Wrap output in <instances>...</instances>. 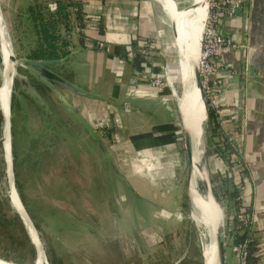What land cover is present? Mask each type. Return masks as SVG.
<instances>
[{
	"label": "rangeland",
	"instance_id": "obj_1",
	"mask_svg": "<svg viewBox=\"0 0 264 264\" xmlns=\"http://www.w3.org/2000/svg\"><path fill=\"white\" fill-rule=\"evenodd\" d=\"M53 2L54 0L49 1L47 5L42 0L40 3L34 2L30 9L27 7L29 5L27 0H2L6 29L14 51L19 57H27L30 54L40 55L43 52L57 50L56 53L65 58L67 54L63 55L64 52L72 51L76 46L77 40L73 39L76 35L73 29H69L70 21L72 22V19L75 18L74 3H69L68 6L73 15L58 17L59 8L56 9ZM45 7L48 9L46 10ZM51 7L54 8L55 16L51 15ZM178 10L180 15H183L191 9L184 7ZM88 33L91 35L90 32ZM140 45L142 44L140 43ZM145 51L147 52V50ZM164 58L165 64L161 66H164V70H167L168 67V74L172 75L173 86L180 91L182 84L178 63H171L166 53ZM168 64L169 66H167ZM107 76L113 77L111 73H108ZM15 77L20 78L22 75L17 73ZM148 77V82L151 84L150 75ZM2 81L4 82L0 53V86L3 84ZM127 83L128 81L125 82V85ZM16 86L18 85L15 83V88ZM167 87H169L168 83ZM137 88L136 86L134 88L127 87L125 91L127 89L128 92H132ZM61 91H63L65 99L101 135L123 178L113 176L111 166L91 137L82 127H80L81 130L79 129V124H76V120L70 116L71 114L64 110V105L55 95L58 110L67 114L64 121L74 127L73 129L65 128L61 132L62 138L56 139L57 143L54 139L47 143L42 142L40 136L41 133H44L45 123L43 124L39 119L40 116L37 115L38 109L35 105H30L31 110L35 113L29 109L27 115L23 117L18 113L17 104L13 116V129L11 128L12 174L17 192L20 197L22 195L24 198L25 208L37 226L48 264H195V262L204 264L202 238L194 220L195 211L192 202L190 208L187 209L184 207L183 198L181 200L174 199V205L181 202L183 204L181 208L184 207L183 209L188 212V221L195 224L191 233L193 240L191 238L190 248L188 247L185 253L184 250L188 244L186 225H184L185 229L180 233L179 238V234L173 233L169 236L168 233H163L161 228L165 224H160L158 221V219L169 221V218H166L169 215V193L160 187L162 183L159 186L160 181L165 179V189L169 192L174 190L175 195L179 197L177 193H183V188L188 187L189 178L188 166L186 160L183 159L185 150L181 134V117L172 87L174 118L170 123L174 124L173 130L177 145L174 148L176 150H173L175 152L173 157L179 159V164L174 169L171 183L169 182V173L166 175L161 173L159 179H156L154 174L148 170L147 172L153 179L152 185L156 189L154 192L159 194L153 193V197H147L142 201L133 196L125 185L128 182L133 188L132 183L135 184L137 181L134 177L135 172L130 171L131 168L133 169V161L138 160L135 167L137 171L146 170V161L149 162L147 168L154 169L156 166L152 161L157 153L163 152V150H166L164 151L166 153L172 147L169 143L155 147L142 143L138 145L133 135L146 132L154 134L157 131L153 125L166 124L163 120L168 117L161 110L158 111L160 108L144 106L143 109H147L145 111L125 113L119 111L118 108L117 112L112 105L109 107L105 105L104 113H107L108 117L97 116L91 121L88 112H86L88 110L84 111V104L87 103L88 98L77 97L64 90ZM15 92L13 91V93ZM153 93L157 97L159 96L158 92ZM121 94V100L129 98L127 97L129 93ZM160 98L161 96L158 97V99ZM18 101H20L19 98ZM1 117V206H5L9 210L10 216L17 217L19 225L14 239L7 232L0 233V255L17 262H24L23 264H41L28 229L10 201L7 174L9 166H7L3 145L5 119L0 110ZM20 117L22 118L20 119ZM9 120L11 121V110ZM167 123H169V118ZM166 136L169 139V131ZM208 136L207 134L205 136V147L208 145ZM40 141L42 144L41 147H38ZM139 141L141 140L139 139ZM45 145L47 150L43 148ZM205 152L206 159L207 155L210 156L207 147ZM211 174L218 183L220 175L218 169L211 170ZM233 182L235 183V179ZM143 183L147 185V183ZM196 184L201 190L198 180H196ZM136 187L140 186L136 185ZM218 190L220 191L219 188ZM225 203L227 211H230L228 202L225 201ZM135 206L137 212L141 209L143 216L137 215ZM141 217L146 218L140 220ZM229 251L230 249L227 252Z\"/></svg>",
	"mask_w": 264,
	"mask_h": 264
},
{
	"label": "crops",
	"instance_id": "obj_2",
	"mask_svg": "<svg viewBox=\"0 0 264 264\" xmlns=\"http://www.w3.org/2000/svg\"><path fill=\"white\" fill-rule=\"evenodd\" d=\"M27 1L29 3L27 7L31 9L34 2L40 3L41 0ZM42 1L47 5L49 1L53 0ZM171 1L176 2L178 9L186 8L194 2V0ZM76 3L80 5L83 13L89 16V19L90 17L98 18V22L91 27L90 32L91 35L99 39V42L97 46H81V39L75 30L76 19L73 18V32L76 35L73 39L76 38L77 40L76 46L73 47L72 51L70 50L71 52L65 58L61 59V64L55 66L58 67L59 73L69 80L104 97L103 99L82 97L88 98L87 103H83L85 106L83 107L84 111H86L85 109L88 110L86 112L89 114V119L92 121L97 116L108 117V114L104 113L105 105L108 107L112 105L116 111L118 108L119 111L125 113L145 111L147 109H143L144 106L160 108L158 111L161 110L169 118V123H167L168 118H165L163 121L166 124H154L153 127L156 128L157 132L153 134V137L158 138L166 135L168 131L164 127L168 124L174 127V124L170 123L174 118V105L171 106L170 104L169 108L165 107L163 101L158 99L161 94L157 97L153 93H157V90L148 82V76L156 74L160 70V66L165 64V53L171 63L175 64L179 61L176 29L174 19L170 16V10L168 11L160 0H77ZM0 4L3 12L2 0H0ZM45 9L47 10L48 7ZM178 13H180L179 10ZM99 23H101L102 32H99ZM223 26L225 34L239 42L242 47L224 55L221 59L230 71L221 72L218 75V80L222 81L223 84V92L217 98L219 105L217 112L219 118L224 120L223 133L234 137L240 151L245 156L247 179L240 186L242 188V202L251 208L255 214L254 229L257 231L256 236L261 240L259 251L261 259L258 264H264V0H250L246 13L225 19ZM143 39L155 40L158 43L157 52L149 59L142 53L143 47L140 45V41L142 42ZM158 50L160 51L158 52ZM243 69L248 75H245L241 82L240 75ZM108 73H111L113 77H108ZM107 77L111 80H108ZM124 79L125 81H123ZM127 81L128 83L125 85ZM138 84L140 86H137ZM131 86L138 88L132 92H128L127 89L125 91V88ZM121 93H129L128 96L126 95L129 98L121 100ZM163 93L170 97L169 101L171 100L172 103L170 85L165 87ZM130 94H132L131 97ZM136 101L137 103H135ZM138 102H140L139 105ZM118 118L120 120V117ZM148 134L146 132L133 136L140 139ZM171 135L172 131L169 130V136ZM169 145L172 147L171 150L166 153L164 152L166 150L158 152L157 156L154 157L152 161L156 166L154 169L147 168L149 162L143 161L146 163V170L137 171L135 167L138 160L133 161V169L131 168L130 171L135 172L134 177L137 181L135 184L132 183L133 188L128 182L125 185L131 194L139 200L153 197V193H157L154 192L156 189L152 185L153 179L147 172L148 170L154 174L156 179H159L161 173L162 175L169 173V182L173 177L174 169L179 164V159L173 157L175 153L173 150H176L174 148L177 146L176 138L169 141ZM207 148L210 156L207 155L205 160L209 170L218 169L220 174L226 173L229 170V165L227 161L215 154L216 139L213 136L208 137ZM183 159L187 163L186 155L183 156ZM112 174L118 178L113 172ZM165 182V179L161 180L159 186L162 183L160 187L169 193V215L166 216L169 221L166 222L161 219L158 221L160 224H165L161 228L163 233H168L169 236L173 233L179 234V238L180 233L185 229L184 225H186L188 244L185 247V253L191 244V238L193 240L191 233L194 227L193 222L188 221V212L183 209L184 207L189 209L192 202L189 187L185 186L183 193H177L179 198L178 195H175L174 190L169 192L165 189ZM218 183L220 182L218 181ZM136 185L140 187H136ZM176 198L178 200L183 198L185 203L183 208H181L183 206L181 202L176 206L174 205ZM222 198L226 206L225 199L223 196ZM134 208L137 212V207ZM180 208L183 211H179ZM227 214L230 215L229 211ZM137 215L143 216L141 209ZM145 218L141 217L140 220ZM228 262L230 264L236 262V255L232 250L228 253Z\"/></svg>",
	"mask_w": 264,
	"mask_h": 264
},
{
	"label": "water",
	"instance_id": "obj_3",
	"mask_svg": "<svg viewBox=\"0 0 264 264\" xmlns=\"http://www.w3.org/2000/svg\"><path fill=\"white\" fill-rule=\"evenodd\" d=\"M201 5L204 9H202V17H201V24H200V36H199V55L201 56L202 48H203V42H204V34L205 29L208 21V15H209V9H210V0H202ZM194 7H197L196 0L188 6L189 9H194ZM198 8V7H197ZM0 16L4 20V15L2 12L1 4H0ZM1 26V25H0ZM1 28V27H0ZM1 30V29H0ZM7 36L9 37V34L7 33ZM10 42H5L6 44L11 45L12 54L10 55V60L13 62L16 66V68H21L22 70L27 71L30 75L34 76L37 80L44 83L46 86H48L51 91L54 93V95L62 102L64 105V108L67 110L68 113H70L73 118L78 122L81 127L88 133V135L91 137V139L94 141V144L97 146L98 150L101 152L102 156L106 159V161L111 166L112 172L114 175H116L118 178H123L122 174L113 162L110 153L107 150V146L103 142V139L101 135L97 132L95 127L91 125V123L82 116L77 109H75L66 99L65 95L63 93L64 90L70 94H73L75 96H81V97H88V98H95V99H103L104 97L98 93H95L93 91H89L82 87L81 85L77 84L76 82H73L63 76L61 73L55 71L52 67L54 65L61 64L62 61L59 59H35V58H27V57H19L13 48L11 39L9 37ZM3 41L1 38V31H0V46H3ZM9 51V49H8ZM191 60V59H190ZM199 64L200 60L194 61L191 60L188 63L189 70L192 71L194 66H197L196 70V80L198 87L200 89L201 93V99L203 101V104L205 106L206 111V117L202 126V134L204 138V144H205V136L206 134L209 135L208 137H212V133L210 130V123H209V104L207 100L204 97L203 91H202V84H201V75L199 71ZM191 68V69H190ZM182 75V85L180 87L179 95L183 96L184 94H189V84L185 82V72H181ZM245 75H248V73L243 69L241 73V82L244 79ZM15 79V77H14ZM22 87L28 89L29 93L39 98V95L37 94L36 90L31 87V85L28 83L27 79L25 77L19 78ZM14 82V80H13ZM243 85V83H241ZM12 90L13 85L11 87V94L10 99L12 98ZM106 99V98H105ZM243 103V102H242ZM241 103V104H242ZM11 107V102H10ZM179 115L181 117V129H182V141L183 146L185 150V155L187 158L188 163V187L190 185L191 176L193 174V167L195 166L199 172L198 181L201 184V190L198 187V189L205 195H207L211 200V210L215 217V243H216V253L215 255L211 256L208 255L204 258V264H230L228 262V249L230 251L232 250L236 255V262L235 264H241V254L238 248L234 247L231 248L229 246V226L228 221L229 217L227 214V209L224 204L223 198L221 196L220 185L215 181L213 178L211 171L208 168L207 162L205 160V157L203 156L202 160L196 162L195 156H196V135L195 130L193 127V112L191 108V103L189 99H186L183 102V109L180 106V103L178 105ZM11 126V121H10ZM207 147V145H206ZM205 147V151H206ZM206 155V154H204ZM124 180V179H123ZM190 191V190H189ZM191 197V194H190ZM21 198V197H20ZM192 200V198H191ZM22 201V198H21ZM23 202V201H22ZM24 205V203H23ZM25 206V205H24ZM28 213V212H27ZM29 215V214H28ZM30 220L32 221L36 231L38 232V229L36 225L34 224L33 220L31 219L29 215ZM39 235V232H38ZM40 237V236H39ZM0 262L5 263H13V264H23L24 262H17L11 259H8L4 256L0 255Z\"/></svg>",
	"mask_w": 264,
	"mask_h": 264
},
{
	"label": "bare ground",
	"instance_id": "obj_4",
	"mask_svg": "<svg viewBox=\"0 0 264 264\" xmlns=\"http://www.w3.org/2000/svg\"><path fill=\"white\" fill-rule=\"evenodd\" d=\"M159 1V0H158ZM164 3L165 7L170 10V16L174 19V26L176 29V36H177V55H178V67L179 72H185V82L189 84V94H184L183 96L179 95V90H177L172 83V75L168 74V83L172 87L175 95L176 101L183 109V102L186 99H189L191 103V108L193 112V127L195 130L196 135V162L202 160L205 152V144L204 138L202 134V126L206 117L205 106L201 99L200 89L197 84L196 80V70L197 66H194L192 71L189 70L188 63L191 60L199 61V36H200V24H201V17H202V9H204L201 5L202 0H196L197 7L185 12V14L180 15L178 13V6L175 1L171 0H160ZM161 3V2H160ZM180 3V2H179ZM169 14V13H168ZM181 17V18H180ZM0 31H1V38L3 46H0V53L1 59L3 64V78L4 82L2 81V85L0 86V110L3 113L5 119L4 125V137H3V145L5 149V158L8 163L7 166V174L9 178V196L12 207L14 210L19 214L21 219L23 220L24 224L28 229V233L30 235L31 241L36 247L37 253L41 260V264H48L46 259V252L43 246V243L40 240L38 232L36 231L32 221L29 218L27 210L21 201L19 192L15 187L14 178L12 174V144H11V126H10V94H11V87L13 85L14 77L17 74L15 69V64L11 62L10 55L12 54L11 45L6 44L5 42H10L9 37L7 36V29L5 22L0 16ZM176 47V46H175ZM9 49V51H8ZM191 59V60H190ZM191 69V68H190ZM200 71V68H199ZM181 76V83H182V75ZM171 81V82H170ZM3 135V134H2ZM199 172L197 168L193 167V174L190 180V194L192 198V204L194 206V220L198 225L200 235L202 238L203 244V255L204 258L208 255L212 256L215 255L216 251V243H215V217L211 210L210 205V198L203 194L199 189L198 185L196 184V180H198ZM198 183V182H197ZM5 187V186H4ZM193 211V210H192ZM195 225V224H194ZM203 258V259H204ZM206 259V258H205ZM38 260V261H40ZM38 263V262H37ZM0 264H13V263H5L0 262Z\"/></svg>",
	"mask_w": 264,
	"mask_h": 264
},
{
	"label": "trees",
	"instance_id": "obj_5",
	"mask_svg": "<svg viewBox=\"0 0 264 264\" xmlns=\"http://www.w3.org/2000/svg\"><path fill=\"white\" fill-rule=\"evenodd\" d=\"M56 1L58 2V8H59V11L57 12V14L59 15L58 17H64V15H69L70 14V10L68 7L69 3H72V2L74 3L75 11L73 13L75 15L76 25H78L80 28V31H78L77 33L81 39L80 40L81 46L83 47H87L89 45L97 46L99 39H97L96 36L90 35L91 36L90 37L82 32V30L86 27V15L81 10L80 5L76 3L77 0H56ZM50 12L52 16L56 15L55 12H52V11ZM70 23L71 24L69 26L70 27L69 29L71 30V26L73 29L74 24L72 25L71 21ZM98 29H99V32H102L101 23H99ZM94 33L96 34V32ZM69 44H70V41H69ZM56 52L57 50H54L53 52L52 51L43 52L42 54L36 55V56H34L33 54H30V55L31 57H40V58H49V59L63 58L60 55H58ZM69 52H64L63 55L69 54ZM21 88L19 85L16 86V89H15L16 93L13 94L12 96V109L15 110V107L18 104V113L20 114V116L24 117L27 115L29 109L32 113H35V111L31 110L30 105L35 104L37 106V109H38L37 115L40 116L39 119H41L43 124L45 123L44 131H43L45 133H41V136H40L41 139H43L42 142L45 141V143H47L53 139L59 140L60 138H62L60 133L65 128H69V129L74 128L70 126V123L67 124L64 121L67 114L66 113L63 114L61 113L62 111L58 110L57 100L54 97V93L51 91V89L48 86H46L44 83H41L40 89L34 88L37 94L39 95L38 99L32 96L29 92H25V90L27 89L23 88L22 84H21ZM18 98L20 99V101H18ZM29 99L32 100L31 104L28 102ZM64 110L67 112L65 108ZM218 117L219 115L215 110H213L212 108L209 109L210 130H211L213 138L216 139L215 154L217 155V157H220L223 160L227 161V163L230 165V169L226 173L220 174L218 177V181L221 184L220 185L221 195L224 197L225 201L228 202V207L230 209L229 211V214H230L229 221L231 223L230 233L233 236V241L235 245H239L247 241L248 251H249V256H250L249 257L250 263L258 264L261 259V255L259 254V251L261 249V246H260L261 240L259 237L256 236L257 231L255 230L250 231L249 229H245L242 223L240 222L239 215L242 213V211L245 208L242 202V188L240 187L241 185H238L237 183L233 182L234 170L231 169L233 163H232L230 145L226 141V139L222 137L221 130L223 131V129H222V126L218 124ZM21 118L22 117H20V119ZM0 122H2V117L0 118ZM76 124H79V123L76 122ZM80 127L81 125L79 124V129L81 130ZM76 128L78 127L76 126ZM164 128L168 129V131L169 130L172 131V135H171L172 137L169 136V139L166 135L156 138V137H153V133H149L148 135H145L142 138H140L141 141H139L138 138H134V140L135 142H137L138 145L139 143H142V144H146V145L153 146V147L161 145V144L169 143V141H173L175 138L173 127L167 125ZM76 132H77V129H76ZM58 140H56V143L58 142ZM42 142L40 141L38 143V147H41ZM43 148L47 150L46 145L43 146ZM243 172L245 173L246 170H244ZM21 198L24 203V200H23L24 198L22 197V195H21ZM1 201L2 199L0 198V233L7 232L10 234L11 238H13L16 236V231L18 230L19 223H18L16 216L14 215L10 216L8 214L9 210L5 206H1L2 205ZM250 211L252 210L250 209ZM195 264L197 263L195 262Z\"/></svg>",
	"mask_w": 264,
	"mask_h": 264
},
{
	"label": "built area",
	"instance_id": "obj_6",
	"mask_svg": "<svg viewBox=\"0 0 264 264\" xmlns=\"http://www.w3.org/2000/svg\"><path fill=\"white\" fill-rule=\"evenodd\" d=\"M56 9L58 8V2L55 0ZM250 5V0H210V9L208 15V21L204 34V42L203 48L200 56V75H201V84L202 91L205 99L209 104V109H213L217 112L218 103L217 98L223 92V84L222 81L218 80V75L221 72L230 71L229 68L223 64L222 57L226 54L232 53L234 51L239 50L242 45L233 39L231 36L225 34L223 21L225 19H231L242 13H246L247 8ZM51 11L54 12V8L51 7ZM73 9L75 6L73 5ZM91 19V20H90ZM86 16V27L83 29V33L90 36L88 32H90L91 27L98 22L97 17L90 18ZM75 30L78 32L80 28L75 23ZM91 33V32H90ZM142 47L147 50H142L143 55L146 58H150V56L154 55L157 52V41L143 39ZM168 67L167 70H164V66L160 67V70L156 72V74L151 75V85L157 90L159 94H161V100L163 101L165 107L169 108L171 100L170 97L164 95L165 87L168 83ZM172 109V108H171ZM218 113V112H217ZM218 124L223 125L224 120H221L218 117ZM221 130V129H219ZM222 132V137L226 139V141L230 145L231 157H232V168L234 170L235 183L241 185L245 179H247V175L243 172L246 168V160L242 151H240L238 147L237 141L233 136L227 135ZM229 165V164H228ZM230 169V165H229ZM242 186V185H241ZM245 208L242 213L239 215L240 222L244 226L245 229H249L250 231H254L256 218L253 211H250L251 208L244 205ZM230 218V215H228ZM228 226H231L230 221H228ZM231 228H229V246L231 248H238L241 254V264H251L249 260V251L247 241L235 245L233 241V236L231 235Z\"/></svg>",
	"mask_w": 264,
	"mask_h": 264
},
{
	"label": "flooded vegetation",
	"instance_id": "obj_7",
	"mask_svg": "<svg viewBox=\"0 0 264 264\" xmlns=\"http://www.w3.org/2000/svg\"><path fill=\"white\" fill-rule=\"evenodd\" d=\"M34 55V54H33ZM34 56H36V55H34ZM27 58H35V59H49V58H40V57H31V55H29V56H27ZM59 60H61V58H59ZM55 71H57V72H59L58 70V67L57 66H53L52 67ZM16 70H17V73L21 76H23V77H25L26 79H27V81H28V83L31 85V87H33V88H38V89H40L41 88V81L39 82L34 76H32V75H30L29 73H27V72H25V71H23L21 68H16ZM15 83H16V85L18 84L19 86H20V88H21V83H20V80H19V78H17V77H15V79H14V82H13V90H12V96H13V94H15V93H13V91H15ZM43 85V84H42ZM22 89V88H21ZM25 92H29L28 91V89L27 90H25ZM30 96V95H29ZM30 100V101H29ZM28 100V102L31 104V99H29ZM35 105V104H34ZM36 106V105H35ZM37 107V106H36ZM13 116H14V110L12 109V98H11V128L13 129ZM45 133V132H44ZM60 135H62L61 133H60ZM41 138V137H40ZM61 139V138H60ZM43 140V139H42ZM67 146V145H66Z\"/></svg>",
	"mask_w": 264,
	"mask_h": 264
}]
</instances>
